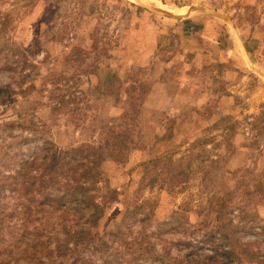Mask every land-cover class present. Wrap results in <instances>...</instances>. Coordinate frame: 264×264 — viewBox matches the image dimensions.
Wrapping results in <instances>:
<instances>
[{
    "label": "rangeland",
    "instance_id": "obj_1",
    "mask_svg": "<svg viewBox=\"0 0 264 264\" xmlns=\"http://www.w3.org/2000/svg\"><path fill=\"white\" fill-rule=\"evenodd\" d=\"M0 87V183L108 155L97 214L23 195L26 241L0 192V264H264V0H0Z\"/></svg>",
    "mask_w": 264,
    "mask_h": 264
},
{
    "label": "trees",
    "instance_id": "obj_2",
    "mask_svg": "<svg viewBox=\"0 0 264 264\" xmlns=\"http://www.w3.org/2000/svg\"><path fill=\"white\" fill-rule=\"evenodd\" d=\"M109 73L112 75L111 71H109ZM114 78L115 77L111 76V81L114 80ZM9 92H11L10 89L0 87V98L5 97ZM37 138L38 135H33L32 138L25 137L24 145L31 149L32 144L38 143L39 139ZM34 147L35 150L32 152V159L29 161H19L16 167V173L12 178L13 180L10 181V178L6 177V179L0 183L1 194L6 195V192H15L19 194L17 202H19L20 214L25 216L21 226L26 229L22 231L23 234L21 238L18 239L21 240V242L28 239L27 236L30 234L28 226H30L31 220H33L31 216L33 214V206L30 202L32 199L28 201L23 200V195L25 193L34 194L38 192L41 196H44L45 202L49 205L57 206L61 209L77 206L97 214L100 207L96 203L97 195L95 191L98 184L103 180V173L100 171V167L108 156L106 151L102 150L101 147H97L90 150L87 155H83L85 162L81 161L80 157H75L74 161L77 165H74L76 168L72 171L71 177L61 180L59 179V169H62L63 166L71 160L70 155L76 154L71 152H79V150L62 151L57 149L56 146L49 141H43L42 146L39 145ZM161 162L162 160L157 159L149 163V165L146 166L147 173L152 172V168L156 170L157 164ZM157 174L161 175L162 171H156L153 176ZM173 176L176 178V174ZM28 181L29 183H27ZM148 184L154 186L153 183ZM25 188L30 190L23 192ZM2 223L3 222L0 221V226ZM80 233L83 232L78 231L75 232L74 235L77 237ZM68 241L70 240L62 241L58 244L56 252L60 254V256L64 255L67 250H70L68 249ZM79 244L80 241L75 240V246ZM23 253L28 254L27 251Z\"/></svg>",
    "mask_w": 264,
    "mask_h": 264
}]
</instances>
